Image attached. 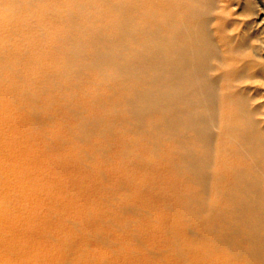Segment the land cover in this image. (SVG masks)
<instances>
[{"label":"rangeland","instance_id":"rangeland-1","mask_svg":"<svg viewBox=\"0 0 264 264\" xmlns=\"http://www.w3.org/2000/svg\"><path fill=\"white\" fill-rule=\"evenodd\" d=\"M3 1L4 0H0V44L2 43L0 45V54L3 55L4 52L5 55L3 56L5 57L0 55V60L4 62H2L1 65L5 64L4 66L8 71L4 66H1L0 71L5 73L2 72L1 74L0 72V80L2 79V85L0 84V86L3 87H0L2 90H0V99L4 98L2 101L0 100V264H262L260 261L253 259L250 254L247 255L249 249V245L247 244L249 243L244 240V235L247 233L245 230L242 237H233L234 239L231 238L232 240L230 239L229 242L225 241L226 237L229 235L228 232L231 230H229V227L225 226L220 215L223 203L219 191V180L213 178L211 192L209 191L210 193L207 195L200 191L201 185L199 186V184H196L191 175H189L183 168L177 166L182 164V159H179L176 155V143L173 139H169L170 137L168 134L163 135L164 132L166 133L164 127L159 126L160 124L155 125L157 118H161L159 114L155 113L154 115L152 114L151 118L149 115L147 119L145 118V121H143L144 124L142 125H147L145 127L146 130L141 124L140 125L143 128L135 123L136 120L133 118V113L127 109V103L124 104V101L122 100L130 96V94H128L129 96L126 94L128 93L126 91H129L127 88L131 87L132 90H135L137 87V90H142L140 87H143V85L140 84V82L138 84L135 80L132 82V79L134 78L131 76H129V78L128 76L121 78V75L114 74L115 79H113V73L115 70L111 67L107 68L106 79L100 69L86 67V70V68L83 67L84 63H82V61L94 55L99 48H104L102 44L100 45V43L95 41L97 35L99 37L102 36L101 33H99L102 31H98L97 27H101V30L104 29L102 32L103 36L108 33V36L106 37H119L118 39L122 41L118 25L128 24L130 21L134 22L136 28H134V35L137 36L124 37V41L128 42L130 53L135 52L138 48L140 49V9H136V11L138 10L137 13L134 9L137 4L140 3V0H59L60 3L58 0H51L52 2L50 0V2L48 0H41L42 2L39 0V3L38 0H23L22 2L21 0H14L15 2L13 0H10L11 2L9 0ZM19 2L21 3L19 4ZM120 2H123V4ZM229 2L232 5L230 9L233 13L232 17L239 21V25L234 29V32L242 33V29L245 27L244 23H249L251 26L249 35L246 34L245 36L246 38L248 37V39L252 38L251 44L253 49L250 53L251 55H249V59L251 58L250 61L253 62V64H258L260 62L264 64V0H229ZM247 2L249 5H247ZM131 3L133 7L130 6ZM51 6L53 8H51ZM10 7H13L14 9L11 8V10ZM106 8H108V11ZM104 9L107 12H102ZM111 9L112 11H110ZM52 11H55L56 14ZM89 11L93 13L90 12V15V13H88ZM133 11L136 13L135 15H133ZM72 13L75 15H72ZM95 13L97 16L94 15ZM83 15L89 17L86 18ZM80 16L84 18V20L81 19ZM68 18L71 22L67 21ZM76 20L79 23L83 20L81 23L83 27L81 28L86 33L81 34L83 31L78 29L81 24L77 23ZM74 21L76 22L74 23ZM88 21L89 24L87 23ZM6 23H8V25H5ZM94 23L96 25L98 24L97 27L96 25L93 26ZM40 24H42V26H40ZM75 24H79L80 26L78 25L76 27ZM57 25L59 31L61 30L60 33L57 30ZM104 25L106 29L109 26L107 31H109L110 28H114V31L110 30L109 32L111 34H109V32L105 31L106 29ZM60 26L63 27V30ZM71 26L73 27L70 28ZM84 26L87 29H85ZM89 26L91 27V30L94 31V33L92 31L93 36H89L91 32L89 30L90 28H88ZM34 27H36V29ZM74 27L77 30L76 33H74L75 31H71L75 30ZM93 27L95 29H93ZM30 28L34 29L31 30ZM46 28L50 29L47 30ZM54 29L56 31H54ZM20 30L22 31L20 32ZM68 32H71L72 34L74 33L78 36H74L73 34L70 37L71 33ZM112 32L115 35L114 37ZM54 33L60 34L61 36L65 34L64 37L62 36L63 38L66 36L69 37H66L61 41V36H53ZM35 35L37 37H35ZM50 35L53 40L54 37H57V40L60 39L58 43L55 42L57 41L55 39L54 43L56 45L53 44ZM73 38L76 39V41ZM42 39L46 41H43ZM47 39L50 41H47ZM41 40L45 43L41 42ZM134 41H137V43ZM32 42L34 43L30 46ZM74 42L76 46H74ZM94 42H96L97 46ZM241 42H243V40H241L240 43ZM132 43L133 45L136 43V46L131 45ZM36 44L38 47L35 46ZM85 44L86 47L90 44V46H88L89 48H86ZM28 45L29 48H27ZM65 45H67L66 48L64 47ZM98 45L100 46L98 47ZM60 46L62 47L60 48ZM81 46L83 47L81 48ZM30 47L34 48L33 52L36 53L37 51L38 57L35 56L37 54H32L33 52L30 51ZM49 48L52 50L49 51ZM67 48H70L69 51ZM18 49L20 54L17 52ZM22 49L25 50L21 52ZM57 49L62 50L60 52ZM65 49H67L66 52ZM76 49L81 53L79 52V54L76 55ZM92 49L93 54L91 53ZM15 51L19 55L12 54L16 53ZM38 51L40 53H38ZM46 51L47 53L51 52L53 54L51 55V53H49L50 55L47 54V56ZM24 53H27L25 57L22 55ZM28 53L30 54L28 55ZM8 54H12V56H9ZM59 54H62L63 57L60 55V59L58 60ZM72 54H74L76 59L78 58L77 62L79 61V63H74V60L72 62V59H75ZM7 55L9 58H13V60L9 59ZM30 55L35 58L32 59ZM39 55H44L45 59H42H44V61L46 60L45 62L47 63L49 62L48 64L51 67L43 62L41 59L43 56ZM26 56H29L31 60L26 59ZM49 56H52L53 58ZM79 56H81V58ZM2 57L3 60L1 59ZM24 58L28 60L27 63L26 61H23L25 60ZM51 58L52 60H50ZM18 59L20 60L18 61ZM34 59L37 60H35L36 63L39 62L37 63V66L40 68L36 67ZM60 60L62 61V64L65 63V65H60ZM21 61L23 62L21 63ZM30 61H32L35 66L34 64L32 65V62L29 63ZM69 61L72 64L68 63ZM56 62L60 69L55 65ZM80 64L82 66H79ZM10 65H12L11 68H9ZM26 65L28 66L25 67ZM74 65L77 66L75 67ZM251 66L253 67V65ZM48 67L53 69V74L52 69L48 71ZM61 67H67L66 69L68 70L65 68L64 70ZM54 68L55 70L58 69L59 71H64L59 72L57 70L58 72H55ZM77 68H79V72L76 70ZM258 68L259 67L257 66L254 70H257ZM12 69L15 71L14 75L11 73ZM69 70H72L71 73H69ZM91 70L95 73H92ZM66 71L68 72L65 74ZM48 72L50 74H48ZM83 72H86L85 75H87L85 76ZM56 73L62 79L58 78ZM11 74L13 76H11ZM55 74L56 76L54 77ZM110 74L112 78L109 76ZM259 74H262L264 78L263 70ZM34 75L38 79L34 77ZM69 75L71 77L74 76L73 79L71 77L70 80L67 79ZM9 76H11V78ZM44 76H46L44 81H41L40 79H43ZM100 77H102V79ZM109 77L112 79L111 82L108 81L110 80ZM46 78L47 80L49 78L50 82L54 83L50 84L49 80L47 81ZM54 78L60 79L59 85L58 79L55 80ZM74 78H76L75 81ZM126 78H128V80L132 79L128 81ZM7 79H10L9 83L11 85L8 84V86H5ZM99 79H101V84L100 82H97ZM262 79L260 80V83L262 84L261 87L263 88H261V90L264 95V80ZM12 80L15 81V84L14 81L11 83ZM35 80H37V83L40 81L38 83L39 85L35 83ZM45 80L47 82H45ZM52 80L57 81L56 85L55 81ZM78 80L80 82H78ZM121 80L124 82L123 89L125 88L124 86H128H126L124 90L121 89V84H123L120 83ZM32 81H34L33 83L35 86H39L35 88H37L38 95L40 93V97L35 93V89H33L34 85L31 84ZM87 81L89 82V85ZM4 83L5 85L3 86ZM75 83H77V85ZM12 84L14 86L17 84L16 87L22 84V92L20 96L23 97L25 93H28L27 91H29L27 95L32 92L31 96H24L25 99L21 97V101H18L17 99L16 102L18 104L16 102L13 103V99L14 101L16 100L15 97L19 95L18 91L20 92L21 88L19 86L20 89L17 88V90ZM68 84L72 85L68 86ZM136 84H138V86ZM29 85H32L30 86V90H28ZM44 85L46 86V89ZM51 85L54 91L51 89ZM23 86H27V88L24 89ZM48 86L51 90L47 88ZM93 86L96 87L95 90L97 91L93 90ZM111 86L116 92L113 90L112 93ZM118 87L120 88L118 89ZM38 88H43V91ZM13 89L14 93L17 91V95L16 93H13ZM10 90H12V92ZM39 90L42 93L45 92V94L41 95ZM132 90H130L131 94L133 92ZM63 93H66L67 95L65 94L63 96ZM74 93L77 94L75 95ZM100 93L102 95H100ZM122 93L125 94L122 95ZM105 95H108L107 99L110 97L108 99L109 101L105 100ZM112 95L113 98H111ZM117 95H120L118 98L120 97L121 101L117 100ZM32 96L35 98H30ZM26 97L30 99H26ZM53 97L55 98V101H53ZM18 98L20 99L19 96ZM92 98L94 102L99 103H94ZM31 99H33V102L37 99H39V101L34 104ZM22 100L26 101L24 102V108ZM27 100L29 103H27ZM261 100L264 102V97H262ZM104 102L108 104H103V108L100 107L101 103ZM48 103L49 107L47 106ZM27 104H31L32 106L33 104L36 106L38 104L39 108H36L35 110V107L33 106L31 109V106L28 105L30 107H27ZM114 104L121 105L115 107ZM124 107H126V110ZM39 109H41L40 112L38 111ZM70 109H72V113ZM30 110H35L36 113L35 111H32L34 114H31ZM69 110L70 112L68 113L67 111ZM101 110L104 111V113H102ZM119 110L122 111V113ZM128 111L130 116L127 115ZM109 112L111 113L109 114ZM30 114L32 116L35 115L38 123ZM36 115H38V117L40 116L39 119ZM55 115L58 117H55ZM72 115L74 116L72 117ZM94 115L99 117L95 118ZM78 116L81 117L78 118ZM126 116L128 120L126 119L127 122L123 123L125 122L124 117L126 118ZM81 119L83 120V123L80 122ZM93 119H96V121ZM159 119L158 122H162V120ZM120 120H122L123 125L120 123ZM148 121L149 123H152L153 126H159L157 127L158 130L155 126V128H153ZM79 122L81 125L84 124V126L79 124L77 126L75 125ZM94 122H98L99 124L97 123L96 126ZM85 124L88 125L86 126ZM91 125L92 127H90ZM112 125L113 128L111 130L110 128ZM73 126H76L77 128ZM89 127L90 129L94 128L90 131ZM106 127L110 129V134ZM138 127L141 129H138ZM150 128L152 129L150 130L152 132L148 131ZM123 129L126 130L124 131ZM142 130L145 132L141 134ZM159 130L161 133H159ZM155 134H157V138L155 137ZM161 134L163 136H160ZM77 136L78 138H82L78 139ZM151 136L153 138L155 137V139H153L155 144L157 143V140H159L158 146L154 145ZM160 144L162 146H160ZM215 168V166L212 167L213 170H215ZM201 202H203V205ZM216 216H218L219 219ZM203 220L205 224L201 223ZM221 225L222 227H220ZM211 228L213 229V232ZM237 249L239 251H237Z\"/></svg>","mask_w":264,"mask_h":264},{"label":"bare ground","instance_id":"bare-ground-1","mask_svg":"<svg viewBox=\"0 0 264 264\" xmlns=\"http://www.w3.org/2000/svg\"><path fill=\"white\" fill-rule=\"evenodd\" d=\"M22 1L23 0H21V2ZM35 1H34V3H35ZM21 2H19V4ZM84 2H83V4H84ZM139 2L140 3H138L137 6L134 5V6H136V8H134V9H135V11H136V9H140V14H139L140 15V19H139L140 20L139 21L140 22V35H139L140 41L138 40L140 43V49L134 48V49H136V51L133 53H130V51H129L130 46H129L128 42L124 41V39H125L124 37L135 36L134 35V28H135L134 22L130 21L128 24L118 25V28L120 30V35L122 36L121 37L122 41H121L118 39L119 37H117V38L106 37V36H108V33H106L107 35L103 36L102 32L104 29L101 30V27H97V25L100 22L99 21L97 25L94 23L93 26L96 25V27L98 28V31H102V32H99V33H101L102 36L100 34L99 35L101 37H99L97 35L98 37L96 36L95 41H97V43H100V45L102 44L104 48L103 49L99 48V50H97L96 53L94 50V53H95L94 55H92L90 58L88 57V59L86 58L84 61H82V63H84L83 67L84 68L95 67V68L100 69L101 72L103 73V75L105 76V79L107 77V72H106L107 68L111 67L113 70L116 71V72L114 71V73H113V79H115L114 74L121 75L120 76L121 78L126 77V76H128V78H129V76H131L134 78V79L131 78L132 82H133V80H135V81H137L138 84L140 82V84L143 85V87H140V88H142V90H137L136 86H135L136 87L135 90L134 89L132 90L131 87L127 88V89H129V91H126L128 93H126V92L125 93L127 94V96H129L128 94H130V96L125 98L126 102H125V99L122 100V101H124V104L127 103V105H128L127 109H129V111L133 113V116H134L133 118H135V120H136L135 123H137L140 127H142L143 126L142 124H144L143 121H145V118L147 119L148 115L150 118L152 117V114L154 115L155 113L160 115V117H161L160 119L162 120V122L159 123L158 122L159 118H157L158 123L156 122L157 124L155 123V125L160 124L159 126L164 127L166 130V133L164 132L163 135L168 134L170 138L168 136L167 137L170 140L173 139V141L176 143V145H177L176 146L177 149L175 148L176 155L179 157V159L180 158L182 159V164L177 165V166L180 168H183L189 175H191L193 178V181H195L196 184H199V186L201 185L200 191H202L204 194L208 195V193L211 192L210 190L212 189L213 178H217L219 180V183H220L219 184V191L221 193L222 203H223L222 211H221L220 215H221V219L224 221L225 226L229 227L230 229L229 228L228 229L231 230L230 232H228L229 235H228V237H226L225 241L229 242L230 239L233 237H235V238L236 237H242L245 233L244 232V230H245L247 233L244 235L245 236L244 240L248 241V243H249V244H247V245H249L247 255L250 254L253 259L258 260L263 264V262H264V102L261 100V98L264 97V95H263L262 90H261V88H263V87H261L262 84L260 83V80L263 78V75L259 74V73H261L262 70L264 71V64L262 62H260L258 64H253V62L250 61L251 58L249 59V55H251L250 53L252 52V49H253L252 44H251L252 38L248 39V37L246 38L245 36H246V34L249 35L251 26L249 23H244L245 27H243L242 33H235L234 32V29L239 25V21H237L235 18L232 17L233 13L231 12L232 10H230L232 5L230 4L229 0H140ZM38 3H39V0H38ZM59 3H60V1H59ZM120 3L123 4V2H120ZM139 5H140V7H139ZM247 5H249L248 2H247ZM83 6H85V5H83ZM100 6H101V4H100ZM105 6H107V5H105ZM130 6L133 7L132 3L130 4ZM87 7H88V5H87ZM137 7H139V8H137ZM11 8L14 9L13 7H10V9ZM51 8H53V7L51 6ZM62 8H64V7H62ZM115 9H117V8H115ZM78 10H77V14H78ZM106 10L108 11V8H106ZM106 10L104 9L102 12H104V11L107 12ZM124 10H126V9H124ZM110 11H112V9ZM137 11H136V13H137ZM90 12L91 11H89L88 13H90ZM91 13H93V12H91ZM91 13H90V15H91ZM128 13H129V11H128ZM133 13H134L133 15L136 14L134 11H133ZM55 14H56V12H55ZM109 14H110V12H109ZM59 15H62V14H59ZM72 15H75V14L72 13ZM84 15H86V14H84ZM94 15H96V13ZM113 15H115V14H113ZM125 15H123V16H125ZM50 16H51V14H50ZM116 16H117V14H116ZM84 17L88 18L89 16L88 17L84 16ZM92 17H93V15H92ZM120 17H121V15H120ZM120 17H119V20H120ZM137 17H138V15H137ZM69 18L67 19V21L71 22V21H69ZM33 19H34V17H33ZM77 19H78V16H77ZM81 19L84 20V18H82V17H81ZM119 20L117 19L118 22H119ZM129 20H130V18H129ZM136 20H138V19H136ZM62 21H61V23H62ZM76 21H74V23ZM82 21L80 23L77 21V23L81 24ZM11 22H13V21H11ZM15 22H16V20H15ZM72 22H73V20H72ZM109 22H110V19H109ZM65 23H66V21H65ZM87 23L89 24V21ZM42 24H40V26H42ZM92 24H91V26H92ZM101 24H102V22H101ZM5 25H8V23H6ZM58 25H57V27H58ZM78 25L75 24L76 27ZM46 26H47V24H46ZM73 26H71L70 28H72ZM5 27H3V28H5ZM49 27H50V25H49ZM81 27H83L82 24L80 27H78V29L82 30ZM104 27H105V25H104ZM108 27H107V29L105 27L106 32H109L110 30L112 31L114 29V28L113 29L110 28L109 31H107ZM34 28L36 29V27H34ZM34 28H32V29L30 28V29L33 30ZM54 28H56V27H54ZM60 28L63 30V27L60 26ZM84 28H85V26H84ZM88 28H90L89 30L91 31L90 32L91 35L89 34V36H93L92 35L93 30H91L90 26ZM97 28H96V31H97ZM99 28H100V30H99ZM102 28H103V26H102ZM49 29H47V30H49ZM85 29H87V28H85ZM93 29H95V28L93 27ZM57 30L59 31V27ZM21 31L22 30H20V32ZM54 31H56V30L54 29ZM71 31H73V32L75 31L74 33L77 32L76 28H75V30H71ZM88 31H87V33H88ZM60 32H61V30L59 31V33ZM80 32H78V33H80ZM55 33H57V32H55ZM55 33L53 36L60 35V34H55ZM68 33H71V32H68ZM83 33H86V32H84V31L81 32V34H83ZM93 33H94V31H93ZM73 34L71 33L70 37ZM109 34H111V33L109 32ZM64 35H62V36L64 37ZM45 36H46V34H45ZM62 36H61V38H62L61 41L63 39H65L66 37H69V36H66L65 38H63ZM74 36H78V35L74 34ZM114 36L115 35L113 33V37ZM35 37H37V36L35 35ZM50 37H51V35H50ZM240 38H242V39H240ZM55 39L57 40V37L56 38L54 37V40L52 38L53 44H55L54 43ZM76 39H77V37H76ZM76 39H74V40L76 41ZM90 39H91V37H90ZM42 40H41V42L46 41V40H43V41ZM59 40H57L55 42L58 43ZM241 40H243V42L240 43ZM5 41H7V40H5ZM12 41H13V39H12ZM47 41H50V40L47 39ZM83 41H84V39H83ZM134 42L137 43V41H134ZM33 43L34 42H32V44L30 46H32ZM43 43H45V42H43ZM73 44H74V46H76L75 42ZM94 44L96 45V42H94ZM45 45H48V44H45ZM67 45H65L64 47L66 48ZM81 45H82V43H81ZM83 45H84V43H83ZM100 45H98V47ZM131 45H133V43ZM35 46L38 47L37 44ZM58 46H59V44H58ZM88 46H90V44ZM61 47L62 46H60V48ZM82 47L83 46H81V48ZM85 47H86V44H85ZM27 48H29V45ZM31 48L32 47H30V51L33 52L34 51L33 49L36 47H34L32 49ZM92 48H94V47H92ZM11 49H12V47H11ZM52 49H53V47H52ZM52 49H50L49 51H51ZM59 49H57V50H59ZM67 49L69 51L70 48H67ZM67 49H65V52ZM24 50L22 49L21 52H23ZM46 50H47V48H46ZM54 50H55V48H54ZM61 50H59V51L61 52ZM76 50L77 51L74 50L75 54L78 55L80 51L78 49H76ZM35 51H36V49H35ZM68 51H67V53H68ZM17 52L20 54L19 49ZM17 52L12 53V54L19 55ZM32 52H30V53H32ZM7 53H9V52H7ZM30 53H28V55ZM38 53H40V52L38 51ZM49 53H51V52H49ZM49 53H47V51H46V55ZM91 53L93 54V49H92ZM12 54L11 55L8 54V55L12 56ZM32 54H37V51H36V53L33 52ZM52 54L53 53H51V55ZM0 55H2V54H0ZM3 55H5L4 52H3ZM22 55H24L23 57H25V55H27V53H24ZM31 55H30V57H32ZM44 55H39V56H43V57H41V59H42V58H44ZM60 55H61V57H63L62 54H59L58 60L60 59ZM72 55L74 57V54H72ZM9 56H8V58H9ZM35 56L38 57V54ZM56 56H58V55H56ZM81 56H79V57L81 58ZM3 57H5V56H3ZM3 57L1 58L2 60H3ZM49 57H52V56H49ZM49 57H47V58H49ZM70 57H72V56H70ZM83 57H85V56H83ZM33 58H35V57L33 56L32 59ZM52 58L50 60H52ZM6 59H7V57H6ZM9 59L13 60V58H9ZM26 59L31 60V58H29V56L28 57L26 56ZM26 59L23 61L24 62L26 61V63H27L28 60H26ZM44 59H42L43 62L46 61V60L44 61ZM77 59L76 58L72 59V62H73V60H74V63L77 62ZM15 60H17V59H15ZM19 60L20 59H18V61ZM35 60L36 59H34V63L36 64V67L40 68L39 66H37V63H39V62L36 63L37 60L36 61ZM63 60H65V59H63ZM23 61H21V63ZM62 61H61L60 65H63V64L65 65V63L62 64ZM70 61L68 63H70ZM258 61H259V59H258ZM2 62L3 61L0 60V68H1V66L5 65V64L1 65ZM31 62L32 61H30L29 63H31ZM11 63H9V64H11ZM34 63L32 62V65ZM41 63H42V61H41ZM45 63H47V62H45ZM48 63H47V65L49 66ZM51 63H53V62H51ZM68 63H66V64H68ZM77 63H79V61ZM9 64H7V65H9ZM35 64H34V66H35ZM70 64H72V63H70ZM12 65H13V63H12ZM12 65H10L9 68H11ZM52 65H54V64H52ZM55 65L57 66V62L55 63ZM251 65H253V67H255V68L258 66L259 68L257 70H254L255 68H253ZM27 66L28 65H26L25 67H27ZM79 66H82V65L80 64ZM49 67H51V66H49ZM57 67H55V68H57ZM41 68H42V66H41ZM55 68H54L55 72L58 69H60V67H58V69H56V70H55ZM61 68H63V67H61ZM64 68L66 69L67 67H64ZM5 69L7 70L6 67H5ZM51 69L49 68L48 71H50ZM78 69L79 68H77L76 70H78ZM1 70H3V69H1ZM66 70H68V69H66ZM86 70H87V68H86ZM7 71H6V73H7ZM13 71H14V69H12L11 73H13V75H14L15 71L14 72ZM63 71L60 70L59 72H63ZM69 71H70L69 73H71L72 70H69ZM79 71L80 70H78V72ZM104 71L106 72V74ZM2 72H1V74H2ZM17 72H19V71H17ZM67 72L68 71H66L65 74ZM3 73H5V72H3ZM23 73L25 74L24 71H23ZM23 73H21V74H23ZM85 73H84V75H85ZM92 73H95V72L92 71ZM17 74H19V73H17ZM39 74H41V73H39ZM48 74H50V73L48 72ZM52 74H53V69H52ZM56 74L54 75V77L56 76ZM91 74H90V76H91ZM9 75H10V73H9ZM13 75L11 74V76H13ZM79 75H82V74H79ZM97 75H95V76H97ZM99 75H100V73H99ZM11 76H9V77L11 78ZM52 76H50V77H52ZM85 76H83V77H85ZM104 76H103V78H104ZM109 76H111V74ZM34 77H36V76L34 75ZM45 77L46 76H44V78L40 79V80L44 81ZM57 77L60 78L58 74H57ZM70 77L71 76L69 75V77H67V79H69V80L71 78L73 79L74 76L71 78ZM39 78H40V75H39ZM58 78H54V79L56 80ZM100 78L102 79V77H100ZM111 78H112V76H111ZM111 78L109 77V79H110V80H108L109 82H111V80H112ZM128 78H126V79L128 80ZM14 79H15V77H14ZM18 79H19V77H18ZM33 79H35V78H33ZM60 79H62V78H60ZM60 79H58V85L60 84L59 83ZM80 79H82V78H80ZM101 79H99V81H97V82H100V84H101ZM131 79H129L128 81H130ZM1 80H0V84H1ZM46 80H47V78H46ZM46 80H45V82H47L48 80L50 82L49 78L47 81ZM55 80H52V81H55ZM75 80H76V78H74V81ZM262 80H264V78ZM9 81H10V79L9 80L7 79L6 85L4 83L3 86L4 85L8 86V84H10ZM13 81L14 80H12L11 83ZM23 81H24V79H23ZM89 81H91V80H89ZM119 81H120V79H119ZM33 82L34 81H32L31 84L34 85ZM68 82H70V81H68ZM78 82H80V81L78 80ZM19 83H20V81H19ZM19 83H17V84H19ZM35 83H37V80H35ZM53 83L50 82V84H53ZM56 83H57V81H55V85H56ZM120 83H123V84H121L122 85L121 89H123V85H124L123 80H121ZM14 84H15V81H14ZM17 84H16V86H17ZM44 84H46V83H44ZM47 84H49V83H47ZM75 84L77 85V83H75ZM103 84H104V82H103ZM138 84H136V85L138 86ZM38 85L37 86L34 85L33 86L34 88L31 87V88L35 89V93H37V88H35V87H39ZM71 85L68 84V86H71ZM73 85H74V83H73ZM81 85H82V83H81ZM88 85H89V82H88ZM12 86H14V85L12 84ZM16 86H14V87H16ZM19 86L21 88L22 84ZM19 86L16 87V89L17 88L20 89ZM30 86H32V85H29L28 90H30ZM126 86H124V87L126 88ZM129 86H131V85H129ZM0 87H2V86H0ZM50 87H51V89H53L52 85ZM23 88L25 89V88H27V86L26 87L23 86ZM47 88H49V86ZM95 88L96 87L93 86V90H95ZM111 88H112V86H111ZM119 88L120 87H118V89ZM5 89H7V88H5ZM10 89H11V86H10ZM14 89H13V93H14ZM38 89H40V88H38ZM41 89L43 91V88H41ZM45 89H46V86H45ZM67 89H71V88H67ZM67 89H65V90H67ZM20 90H21L20 92L18 91V93H19L18 96L20 97V99L18 98V96H16L17 98L15 97V99H16L15 101L12 98L13 103H15L17 101V99H18V101H21L22 98L25 99L24 96H31L32 92H30V94L27 95L29 93V91H27L28 92L27 94L24 92L25 95H23V97L20 96V94L22 92V88ZM111 90L113 93V90H115V89L112 88ZM120 90H118V91H120ZM130 90L133 91L132 94L130 93ZM10 91L12 92V90H10ZM53 91H54V89H53ZM95 91H97V90H95ZM4 92H6V91H4ZM33 92H34V90H33ZM60 92H61V90H60ZM115 92H116V90H115ZM115 92H114V94L116 95ZM15 93H16V95L18 94L17 91ZM24 93H22V94H24ZM70 93H71V90H70ZM7 94H8V92H7ZM43 94H45V92L44 93L41 92V95H43ZM65 94L63 93V96ZM74 94L76 95L77 93H74ZM96 94L98 95L97 92H96ZM124 94L122 93V95H124ZM37 95H38V93H37ZM39 95H40V93H39ZM39 95H38V97H40ZM100 95H102V94L100 93ZM51 96H52V94H51ZM51 96H50V98H51ZM107 96H106L105 100H108L110 98L109 97L107 99ZM118 96H120V95L116 96L117 100H120V97L118 98ZM33 97L34 96H32L30 98H33ZM71 97H72V95H71ZM95 97H97V96H95ZM9 98H11V97H9ZM30 98L26 97V99H30ZM36 98H37V96H36ZM42 98H43V96H42ZM111 98H113V95ZM3 99H0V100L2 101ZM12 99H10V100H12ZM52 99H53V101H55L54 97ZM61 99H63V98H61ZM31 100L33 102V99H31ZM92 100H93V98H92ZM22 101H23L22 105L24 108V104H25L24 102H26V101H24V100H22ZM37 101H39V99H37L33 103L35 104V102H37ZM93 102H94V100H93ZM27 103H29L28 100H27ZM94 103L98 104L99 102H94ZM94 103H92V104H94ZM34 104H33V106L35 107L34 109L35 110H36V108L38 109L39 108L38 104H37L38 107ZM103 104H108V103L104 102V103H101V106L100 105L99 106L102 107ZM116 104H117V102H116ZM28 105H30L31 109H32L33 106L31 104H27V107H30ZM118 105H121V104H118ZM118 105H115V107H117ZM127 105H126V107H127ZM47 106L49 107V103L47 104ZM76 107H78V106H76ZM126 107H124L125 110H126ZM92 108H93V106H92ZM96 108H98V107H96ZM55 109H57V108H55ZM113 109L115 110L114 107H113ZM70 110L72 113V109H70ZM70 110L67 112L69 113ZM81 110H80V112H81ZM104 110H105V108H104ZM116 110H118V109H116ZM122 110H124V109H122ZM32 111H31V114H34V113H32ZM38 111L40 112L41 109H39ZM82 111H84V110H82ZM129 111L127 114L128 116H130ZM75 112H74V114H75ZM77 112H79V111H77ZM85 112H86V110H85ZM101 112L104 113V111H102V110H101ZM120 112L122 113V111H120ZM35 113H36V111H35ZM110 113L111 112H109V114ZM81 114H82V112H81ZM47 115H48V113H47ZM105 115H104V119H105ZM73 116L74 115H72V117ZM32 117L35 118V115ZM36 117H38V115H36ZM39 117H38V119H39ZM48 117H50V116H48ZM55 117H58V116L55 115ZM80 117L78 116V118H80ZM84 117H86V116H84ZM96 117L97 116H95V118ZM100 117H102V116H100ZM126 119H127V116H126V118L124 117L125 122H123V123L127 122ZM35 120H36V118H35ZM81 120H80V122L83 123V120L82 121ZM93 120L96 121V119H93ZM102 121H100V122H102ZM120 121H121L120 123H122V120H120ZM149 121H148V123H149ZM36 122L38 123L37 120H36ZM80 122L75 124V125L76 126L78 124L81 125ZM98 122H96V123L94 122L95 125ZM41 123H43V122H41ZM89 123H90V121H89ZM123 123H122V125H123ZM149 124L151 126H153L152 123H149ZM82 125L84 126V124H82ZM113 125L111 128L109 127L111 130L113 128ZM76 126H73V127L77 128ZM105 126H107V125H105ZM146 126L145 125L143 126L145 130H146V128H145ZM154 126H153V128L156 127V126L155 127ZM159 126H157V127H159ZM90 127H92V125ZM90 127H89V129H90ZM120 127H122V126H120ZM140 127H138V129H141ZM151 128L148 130L149 132H152V131H150V130H152ZM164 128H162V129H164ZM69 129H71V128H69ZM92 129H90V131ZM106 129L109 132L110 129H108L107 127H106ZM128 129H129V127H128ZM123 130H122V132H123ZM157 130H158V128H157ZM99 132H98V134H99ZM110 132H109V134H110ZM143 132H145V131L142 130L141 134ZM92 133H94V132H92ZM159 133H161L160 130H159ZM159 133H158V135H159ZM146 134H147V132H146ZM156 135L157 134H155V137L157 138ZM163 135L161 134L160 136H163ZM85 136H87V135H85ZM133 136H134V133H133ZM152 136H151V138L153 141V139H155V137L153 138ZM167 137H165V138L168 139ZM77 138H78V136H77ZM80 138H82V137H80ZM80 138H78V139H80ZM85 139H86V137H85ZM161 140H162V138H161ZM90 141H92V140H90ZM153 143H154V145L158 146L159 140H157L156 144L154 141H153ZM156 146H154V147H156ZM160 146H162V145L160 144ZM157 150H159V149H157ZM150 151H153V150H150ZM154 151L156 152L155 149H154ZM162 153H164V152H162ZM213 166L216 167L215 170L212 169ZM182 175H183V172H182ZM181 179H182V177H181ZM191 184H192V182H191ZM217 191H216V193H217ZM193 194H194V192H193ZM194 198H195V196H194ZM204 198H205V196H204ZM194 202H196V201H194ZM202 203L203 202H201V204ZM218 216H216V217L218 218ZM201 223H204V220ZM220 227H222V225ZM206 228H208V227H206ZM212 232H213V229H212ZM212 232H211V234L213 235ZM223 238H225V237H223ZM239 240H241V239H239ZM233 241H232V243H233ZM241 243H243V242H241ZM237 251H239V250L237 249ZM240 254H241V251H240Z\"/></svg>","mask_w":264,"mask_h":264}]
</instances>
